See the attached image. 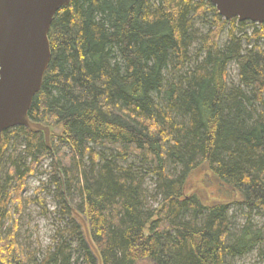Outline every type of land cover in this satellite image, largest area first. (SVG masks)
I'll return each instance as SVG.
<instances>
[{
	"label": "trees",
	"instance_id": "trees-1",
	"mask_svg": "<svg viewBox=\"0 0 264 264\" xmlns=\"http://www.w3.org/2000/svg\"><path fill=\"white\" fill-rule=\"evenodd\" d=\"M200 18L206 32L195 28ZM237 20L207 0H71L56 13L52 58L29 110L51 128V145L25 126L5 130L0 143V161L12 149L0 178V264H231L256 249L264 255L263 231L248 219L232 233L229 215L237 204L264 216V23L239 36ZM232 62L238 85L229 83ZM129 157L157 177V206L147 174L122 162ZM47 158L68 223L41 258L18 242L16 221L27 180ZM196 173L230 199L204 202L187 185ZM12 201L15 224L3 236Z\"/></svg>",
	"mask_w": 264,
	"mask_h": 264
},
{
	"label": "water",
	"instance_id": "water-1",
	"mask_svg": "<svg viewBox=\"0 0 264 264\" xmlns=\"http://www.w3.org/2000/svg\"><path fill=\"white\" fill-rule=\"evenodd\" d=\"M225 19L264 23V0H207ZM71 0H0V142L15 126L51 128L29 117L52 58L49 31L53 18Z\"/></svg>",
	"mask_w": 264,
	"mask_h": 264
},
{
	"label": "rangeland",
	"instance_id": "rangeland-1",
	"mask_svg": "<svg viewBox=\"0 0 264 264\" xmlns=\"http://www.w3.org/2000/svg\"><path fill=\"white\" fill-rule=\"evenodd\" d=\"M214 13L209 11L207 19L209 22L213 21ZM205 21L204 18L197 20L195 28L199 32H206L210 27V23ZM239 20L236 23L237 35H241L245 32L252 33L254 28L258 26V23L247 21L245 25H240ZM207 23V24H206ZM229 24L224 28L221 35L220 45L224 46L228 40ZM264 47V38L258 42ZM198 46V43L195 47ZM193 56V52L191 54ZM229 83L238 85L240 83L239 69L235 62L229 65ZM51 145V140L49 139ZM17 148H22V141H18ZM100 152H104L107 157H111L113 152L98 148ZM12 152L8 150L4 153L0 161V178L6 179L8 168L10 166L9 156ZM51 158L44 160L34 175L28 178L27 186L22 193V204L20 205L21 215L16 221L17 238L18 242L25 249L26 252L33 255L43 257L47 251L53 248L57 240L60 238V232L66 228L68 218L61 212V206L58 204L55 198L56 186L53 184L51 173ZM124 164L133 165L147 174L145 181V188L149 195V201L151 204L157 206V202L152 198L156 193V180L157 177L151 172L150 166L144 161L136 157H129L126 160H122ZM203 176L196 173L189 177L187 185L191 187V191L198 192L201 198L206 203H214L218 200H228L230 198L224 197L223 191L219 190L213 183L211 178L207 177L205 180ZM188 194V193H187ZM75 203L78 201V197L74 194ZM18 203L10 202L8 205L9 214L4 220L1 234L4 236L6 231L11 230L15 224V210ZM232 222V233H238L244 223L251 219L255 229H260L264 233V216L257 211L249 213L242 205L233 204L229 212ZM75 248L78 246V241L70 239ZM264 248V247H263ZM260 249L251 251L244 257L231 260V264H264V255L260 253ZM79 254V253H78ZM78 257V255H77ZM76 259V258H75ZM81 264V262L79 263ZM83 264V263H82ZM138 264H150L149 262H140Z\"/></svg>",
	"mask_w": 264,
	"mask_h": 264
},
{
	"label": "bare ground",
	"instance_id": "bare-ground-1",
	"mask_svg": "<svg viewBox=\"0 0 264 264\" xmlns=\"http://www.w3.org/2000/svg\"><path fill=\"white\" fill-rule=\"evenodd\" d=\"M1 143V142H0Z\"/></svg>",
	"mask_w": 264,
	"mask_h": 264
}]
</instances>
